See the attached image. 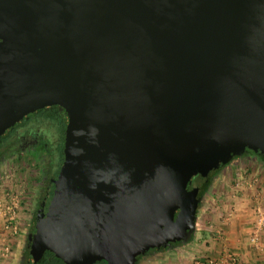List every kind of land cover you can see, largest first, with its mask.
Here are the masks:
<instances>
[{
    "label": "water",
    "instance_id": "95a60500",
    "mask_svg": "<svg viewBox=\"0 0 264 264\" xmlns=\"http://www.w3.org/2000/svg\"><path fill=\"white\" fill-rule=\"evenodd\" d=\"M65 114L26 264H134L186 241L199 183L264 153V0H0V136Z\"/></svg>",
    "mask_w": 264,
    "mask_h": 264
},
{
    "label": "crops",
    "instance_id": "0c3cea01",
    "mask_svg": "<svg viewBox=\"0 0 264 264\" xmlns=\"http://www.w3.org/2000/svg\"><path fill=\"white\" fill-rule=\"evenodd\" d=\"M239 166L232 170L223 166L219 169L222 172H216L226 187L216 190L211 204H200L194 230L187 241L154 248L138 263L194 264L196 259L211 258L216 264H264V230L259 246H253L248 238L255 228L251 208L255 205L264 208V174H258L264 169V163L258 161L250 167ZM229 254L235 257L233 263Z\"/></svg>",
    "mask_w": 264,
    "mask_h": 264
},
{
    "label": "rangeland",
    "instance_id": "374dc122",
    "mask_svg": "<svg viewBox=\"0 0 264 264\" xmlns=\"http://www.w3.org/2000/svg\"><path fill=\"white\" fill-rule=\"evenodd\" d=\"M38 113L37 115L43 114L42 111L39 114ZM34 117L35 114L31 113L29 114L28 119L30 118V121H35L37 116ZM48 124L49 125L44 121L42 125L46 126L48 129L45 128L43 130L42 128L39 132L44 135L49 150L50 171L54 172L59 164V157L55 148L58 128L55 120L48 121ZM7 131L0 136V150L7 145ZM22 145L23 144L21 143L20 145H17L16 148H11L6 151L4 150L0 154V200H2V202L5 201L7 204H9L11 200L16 202V205L13 206L16 232H8L2 229V218L0 213V237L5 240L7 247H9L7 255L0 257V264H26L28 257L26 238L34 222V210L39 198L37 193H39L41 189L40 184L45 176L47 159L41 155L36 148L26 146L25 144L24 147H22ZM234 161L231 163L227 162L225 164V169L232 170L238 165L250 167L259 160L253 154L247 153L244 156L238 157ZM260 169L262 170L261 167ZM261 173L264 174V169L258 172L259 175H261ZM209 179V185L201 196V205L211 204L216 190L226 187L224 185V180L220 181L216 174L213 176L211 175ZM217 179L219 180L218 182Z\"/></svg>",
    "mask_w": 264,
    "mask_h": 264
},
{
    "label": "flooded vegetation",
    "instance_id": "af4514ba",
    "mask_svg": "<svg viewBox=\"0 0 264 264\" xmlns=\"http://www.w3.org/2000/svg\"><path fill=\"white\" fill-rule=\"evenodd\" d=\"M58 106V105H56ZM57 109L59 110V112H61V114L63 115V120H64V123H65V114L62 110V108H60L59 106L57 107ZM39 110V109H38ZM37 111V110H36ZM35 111V112H36ZM34 114V113H33ZM28 116L27 115L26 117L22 118L18 123H16L13 127L7 129V130H10V132L8 133V142H7V145H5L4 147H2V149L0 150V154L5 150H8V149H11V148H16L17 145H20L21 143L23 144L22 147H24V144L26 146H31L33 148H36L39 153H41V155H43L47 160H46V170H45V176H44V180L41 182L40 186H41V189L39 191V193H37L38 195V202H37V205H36V208L34 210V216H33V221L35 222L36 220V217H37V214H38V210L40 208V206L42 205V203L46 202V199H47V196L49 194V192L51 191L52 187H53V183H52V179L56 176V172H57V169L59 167V164L62 160H60L59 164L57 165V168L54 172L50 171V157H49V150H48V147H47V143L45 141V138H44V135L42 133H40V129L42 128L41 126H39L37 124V122L35 121H30L28 119ZM27 120V121H26ZM26 121V122H25ZM38 125V126H37ZM65 127V125H64ZM6 130V131H7ZM5 131V132H6ZM64 135V134H63ZM57 143H55V146L57 147ZM63 143V142H62ZM18 149V148H17ZM16 149V150H17ZM246 149H249V148H245L243 151H241L240 153H234L232 158L230 159L231 161L240 157V156H244L247 154L246 152ZM238 154V155H237ZM237 155V156H236ZM226 164V163H225ZM222 165V164H221ZM220 166V165H219ZM218 166V167H219ZM225 166V165H223ZM218 167H216L215 169H217ZM214 169V170H215ZM213 170V171H214ZM213 171L208 174V179L210 178V176L216 174V173H213ZM206 179L204 178L198 185V192H199V188H200V185L203 183V182H206L205 181ZM198 192H197V196L200 197L202 196V194L199 196L198 195ZM202 200H199V203L201 202ZM34 222L32 224V227L30 228V231L28 232V235H27V238H26V245L28 246L29 244V235L31 233L34 232ZM154 248H157V247H152V248H149L148 250H146L144 253L142 254H139L136 256V260L134 262V264H137L139 262V259L144 255L146 254L147 252H149L150 250L154 249ZM28 249V247H27ZM29 250V249H28ZM29 252V251H28ZM139 264V263H138Z\"/></svg>",
    "mask_w": 264,
    "mask_h": 264
},
{
    "label": "trees",
    "instance_id": "16d2710c",
    "mask_svg": "<svg viewBox=\"0 0 264 264\" xmlns=\"http://www.w3.org/2000/svg\"><path fill=\"white\" fill-rule=\"evenodd\" d=\"M57 107L58 106H56V105L46 106V107L40 108L39 110L34 112V114H35V117L37 116L36 117L37 119L35 120V122H37V124L39 126H41L44 121H45V123L47 125H49L48 121H50V120H55L57 122L58 136H57V139L55 141L58 142V143H57V147H55V148H56V153L58 154V157H59L58 161L60 162V160L62 158V147H63V143L62 142H63V134H64V125H65V123H64V120H63V115L61 114V112H59ZM41 111H42L43 114L42 115H37V113L38 112L40 113ZM42 128L44 130L47 127L42 125ZM10 130H12V129H10ZM10 130H8L7 132L9 133ZM246 152L250 153V154H253L254 156L257 157V159L259 161L264 163V153H261L259 150H255V149H246ZM223 165H225V163L220 165L217 169H215L213 171V173H216L217 171H219V169H221V167H223ZM208 177L209 176H207L205 179L207 180ZM209 181H210V179L207 180L206 182H203L200 185L199 192H198L199 196L204 192L205 189H207V187L209 185ZM200 200H201V196H200ZM200 204H201V202L199 203V201H198L197 207H196V210H195V214H196V211H197L198 207L200 206ZM182 242H184L182 239L176 238V239L172 240L169 245L170 246L179 245ZM26 247H28V246H26ZM158 247H165V246H158ZM27 250H26V252H27ZM36 264H65V263H63L60 259L55 258L51 252L45 251V253L41 257V259ZM93 264H105V263H104V261L100 260V261H97V262H95Z\"/></svg>",
    "mask_w": 264,
    "mask_h": 264
},
{
    "label": "built area",
    "instance_id": "2783aa9c",
    "mask_svg": "<svg viewBox=\"0 0 264 264\" xmlns=\"http://www.w3.org/2000/svg\"><path fill=\"white\" fill-rule=\"evenodd\" d=\"M5 202V201H4ZM0 200V213H1V224L2 229L10 232H16V221L15 216H13V206L16 205L14 200H11L9 204L4 203ZM252 211V220L255 224L254 231L248 236L249 242L257 247L259 246L261 240V233L264 230V208L260 206H253L251 208ZM2 244V246H1ZM9 252V247H7L6 242L3 238L0 237V257L6 256ZM229 260L233 263L235 261V257L233 254L228 255ZM194 264H216V260L214 259H196Z\"/></svg>",
    "mask_w": 264,
    "mask_h": 264
}]
</instances>
